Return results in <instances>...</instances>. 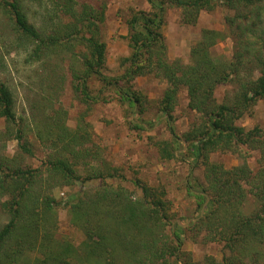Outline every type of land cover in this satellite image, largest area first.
<instances>
[{
	"label": "trees",
	"instance_id": "obj_1",
	"mask_svg": "<svg viewBox=\"0 0 264 264\" xmlns=\"http://www.w3.org/2000/svg\"><path fill=\"white\" fill-rule=\"evenodd\" d=\"M50 1L70 22L59 29L50 22L53 32L49 34L30 23L22 0H0V11L12 21L19 44L31 46L27 61L68 57L75 92L82 93L84 100H96L99 95L91 96L86 83L92 77L114 88L131 112L139 115L140 120L129 121L135 130L150 125L142 117L145 108L142 96L133 89L135 79L152 75L167 82L156 108L163 117H172L180 92L186 90L197 119L183 136L189 147L185 156L192 168L202 170V180L193 172L194 190L187 188L201 207L208 198L209 202L203 216H181L182 224L191 220L184 226L176 220V212L172 213L164 188L139 178L132 181L134 191L109 183V179L124 176L102 162L98 150L97 166L91 165L95 156L86 148L90 131L84 118L70 128L65 112L53 109L52 115L44 113L37 122L27 124L17 119L13 93L0 80V119L7 124L0 141H16L18 151L33 156L30 134L36 126L42 144L51 148L38 168L21 166L17 155H0V200H4L0 210L7 217L0 225V264H264V129L238 125L264 101V30L255 36L264 24V0H148L152 11L135 12L128 21L129 66L122 76L112 78L103 75L105 6L96 9L83 4L80 10L76 0H60L63 5ZM168 8L178 9L187 26H195L204 12L223 8L228 12L227 32L202 30L191 49L190 62L171 61L163 33ZM228 34L235 42L234 53L230 60H223L212 49ZM229 84L236 86L233 95L219 103L215 97L218 87ZM155 145L167 161L177 158L175 151L181 146L178 138ZM249 151L259 153L256 169L248 164ZM219 152L231 153L241 163L227 168L212 160ZM80 181L102 183L79 191L63 206L71 225L84 236L75 246L69 238L57 236L61 202L53 192ZM251 201L255 207L247 212ZM188 240L222 245L221 260L213 256L196 260L183 249Z\"/></svg>",
	"mask_w": 264,
	"mask_h": 264
},
{
	"label": "rangeland",
	"instance_id": "obj_2",
	"mask_svg": "<svg viewBox=\"0 0 264 264\" xmlns=\"http://www.w3.org/2000/svg\"><path fill=\"white\" fill-rule=\"evenodd\" d=\"M22 1L30 23L35 25L39 31L45 30L50 34L53 32L51 23L59 29L70 22L66 14L52 8L50 0ZM56 2L61 5L64 3L60 0ZM76 2V9L80 10L83 4H90L96 9L105 6L102 38L106 44V68L103 75L111 78L122 76L129 66L127 59L132 54L128 38V21L135 12H151V4L148 0H76ZM227 13L223 8L214 12H204L195 26H187L181 22L178 9L168 8L163 33L168 45L169 59L171 61L181 60L188 64L191 49L199 41L202 30L213 29L227 32L225 25ZM50 17L54 19L51 21ZM251 21L252 18L249 17V22ZM262 30H264V24L263 27L257 28L255 36L263 34ZM18 40L12 21L0 11V80L13 93L17 119H22L28 124L33 121L37 122V119L44 113L52 115L53 109H62V112L66 114V124L70 128H75L79 124V119L84 118L89 124L90 131V141L86 144V148L92 149L95 156L91 165L97 166L98 150L101 161L104 160L108 166L118 169L124 176V179H109V183L121 184L134 191L136 188L132 181L139 178L148 185L164 188L167 199L172 204V213L176 212V220L181 224L183 223L179 219L181 216L196 217L203 210L205 212L206 205L201 207L187 188L194 190L193 187L191 188L194 183L193 172L197 178L202 180V170L192 168L188 157L185 156L189 147L183 136L197 119L196 112L189 107L186 90L180 92L172 117L169 118L167 115L163 117L156 113V108H158L157 102L167 88V82L152 75L135 79L133 89L142 96L145 108V114L142 117L150 124L144 123L147 126L146 130H135L132 129L129 121L140 120V117L136 112H131L128 104L122 101L114 88L104 87L101 81L92 77L86 80L89 94L93 97L99 96L96 100H84L83 94L75 92L73 88L71 62L68 57L65 56L63 60H60V57L51 56L43 62L30 63L27 58L31 52V46L19 44ZM234 43L232 36L228 34L224 40L219 41L213 47V55L223 60H230L234 53ZM235 89L236 86L233 84L218 87L215 93L217 101L222 103L227 95H233ZM47 105L50 107L46 108ZM138 108L139 106L137 110ZM139 122L142 124V121ZM6 125L5 120L0 119V136ZM238 125L246 128L260 125L264 129V101L259 102L250 115L240 120ZM176 138L181 144L175 151L177 158L170 161L163 160L155 142H170ZM30 139L33 143V156L18 151L17 142L13 140L0 141V155L7 158H14L17 155L21 162L19 164L23 167L42 166L51 148H46L42 144L36 126L30 134ZM249 152L251 155L248 164L252 169H256L259 153ZM212 160L222 163L227 168L241 163L237 156L222 152L214 154ZM85 167L81 163L80 168L85 169ZM101 183V181H94L84 184L80 181L72 188L54 190V198L61 202L57 214V236L59 238H69L75 246L83 241V234L71 225L63 206L69 197H74L81 190L97 187ZM254 207L255 203L251 201L246 207L247 212ZM6 222L7 217L3 216L0 210V225ZM174 223L175 221L172 224ZM189 223L182 225L187 226ZM171 227L173 228V225L168 229ZM183 249L191 252L196 260H201L205 256H213L221 260L223 256L220 244H195L188 240Z\"/></svg>",
	"mask_w": 264,
	"mask_h": 264
},
{
	"label": "water",
	"instance_id": "obj_3",
	"mask_svg": "<svg viewBox=\"0 0 264 264\" xmlns=\"http://www.w3.org/2000/svg\"><path fill=\"white\" fill-rule=\"evenodd\" d=\"M208 201H209V199H207L205 205H207ZM203 214H204V210L202 211V215H203ZM179 223H180V222H179ZM180 224H181V223H180Z\"/></svg>",
	"mask_w": 264,
	"mask_h": 264
}]
</instances>
